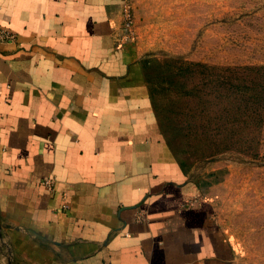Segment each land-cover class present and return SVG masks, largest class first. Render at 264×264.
<instances>
[{"label": "crops", "instance_id": "obj_1", "mask_svg": "<svg viewBox=\"0 0 264 264\" xmlns=\"http://www.w3.org/2000/svg\"><path fill=\"white\" fill-rule=\"evenodd\" d=\"M128 6L0 0V264H243L120 39Z\"/></svg>", "mask_w": 264, "mask_h": 264}, {"label": "rangeland", "instance_id": "obj_2", "mask_svg": "<svg viewBox=\"0 0 264 264\" xmlns=\"http://www.w3.org/2000/svg\"><path fill=\"white\" fill-rule=\"evenodd\" d=\"M162 131L243 264H264V0H129Z\"/></svg>", "mask_w": 264, "mask_h": 264}, {"label": "built area", "instance_id": "obj_3", "mask_svg": "<svg viewBox=\"0 0 264 264\" xmlns=\"http://www.w3.org/2000/svg\"><path fill=\"white\" fill-rule=\"evenodd\" d=\"M133 17L130 9L123 12L122 26L120 29V39L129 40L132 37ZM15 42V34L9 30L0 27V44H10ZM43 186L52 191L55 185L54 178H46L42 182ZM189 204V203H188Z\"/></svg>", "mask_w": 264, "mask_h": 264}]
</instances>
